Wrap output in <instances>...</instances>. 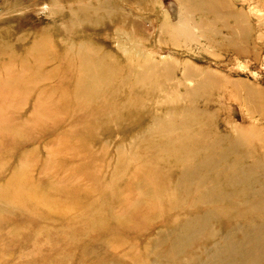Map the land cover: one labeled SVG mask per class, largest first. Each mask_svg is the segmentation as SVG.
Returning <instances> with one entry per match:
<instances>
[{"label":"rangeland","instance_id":"374dc122","mask_svg":"<svg viewBox=\"0 0 264 264\" xmlns=\"http://www.w3.org/2000/svg\"><path fill=\"white\" fill-rule=\"evenodd\" d=\"M81 1L104 0H0V264H211L227 244L262 255L225 217H264L241 194L264 185V0H230L250 22L246 58L213 45L226 43L212 17L204 38L161 31L174 0L76 13ZM240 169L252 177L225 178Z\"/></svg>","mask_w":264,"mask_h":264},{"label":"bare ground","instance_id":"6f19581e","mask_svg":"<svg viewBox=\"0 0 264 264\" xmlns=\"http://www.w3.org/2000/svg\"><path fill=\"white\" fill-rule=\"evenodd\" d=\"M78 3H80V5L77 7V10L75 11L76 13H77V11H82V12H85V13L86 12H94V13H96V12H98V10H101V9H104L105 7H107V5L110 2H109V0H104L102 3H99V5L96 6L95 8L90 7L89 5H86L85 3H83V1L78 2ZM174 3H175V5H177V9H178L179 15L178 16L175 15L176 14V10L174 11V13L171 12V13L166 14L165 15L166 19L164 20V23H162L160 25L161 26V31L166 28L167 30H171V32L173 33L174 36H183L184 40L187 41V40L191 39V37H192L191 34H190V30H189V26H190L191 29L198 30L200 32V36L204 38V33H208V32L206 30H203V26H204V22L205 21L202 20V19H205L207 21L208 17H212V19L208 22V24H209V26L211 28V30H210L211 36L215 37V38H219V39L223 40V42L226 43L225 46L223 44H220V45L219 44H213V45H215L216 47L218 46L220 49H223L225 52H228L229 54H231V55H233V56H235L237 58H246L248 56V52L246 50V46L251 42V39H250V31H251L250 22L248 21V19L245 16L244 13L237 12V11L234 12L235 8H234V6H233V4L231 3L230 0H174ZM44 4H45V1H44ZM96 9H98V10H96ZM69 12H70V14L71 13H73V14L75 13L74 10H68V13ZM109 21H110V19H109ZM95 22H97V20H95ZM132 50L135 51V47H132ZM122 52H123V54L126 55V52H124V51H122ZM134 56L139 57V58L144 57L143 54H140L138 51L134 52ZM142 59H146V58H142ZM128 60L130 62L132 61L130 59H128ZM145 61H147V60H145ZM131 63H133V65L135 66V62H131ZM116 64H118V62ZM117 66H119V65H117ZM140 67H148V64L147 63L140 64ZM164 71L165 72L169 71V68L166 67L164 69ZM206 74L209 75V76H212V77L213 76L217 77V75L215 73H213V74L212 73H205V75H204L205 77H206ZM201 75H202V73H201ZM197 77H198V73L196 72V70L188 68L186 72L184 71L183 78L185 80L193 79V78H197ZM207 80L210 82L209 79H207ZM203 81L204 80L201 79V82H198L197 86L194 87L192 90H190L188 92L192 96H195L196 93L199 92V90H201L203 88ZM219 82L217 84H219ZM225 82L227 83V85L230 84V81H225ZM210 83L213 84L212 86H215L214 84H216V82H214V83L210 82ZM226 83H224V84H226ZM221 90H222V88L219 89V92H221ZM215 92H217V89H216ZM252 101L255 102V100H252ZM253 102H251V101H249V102L248 101H243L241 103H243L244 106L249 108L247 110H250L252 108V106H254V104L256 103V102L255 103H253ZM258 102H260V101H258ZM250 112L251 111H249V113ZM242 140H243L242 138L238 139V142H240ZM257 143H258L259 146L264 147V140L258 138L257 139ZM182 148H184V146H182ZM196 149H199V150H202V151L207 150V148H203V147H197ZM176 153H177V156L182 157V153L180 152V150L177 151ZM260 158L262 160H264V153H263V155H261ZM210 165H211L210 163H207V161L204 160L200 164H196L195 168L193 167L190 171L183 172L182 174H183V176L194 175V174L198 173V169H203L205 167H209ZM224 176L230 183H233L234 185H239V184L249 180L248 177H250V178L252 177V171L251 170H247V169H243V170L240 169V170H237L235 172H229L228 171V172H226L224 174ZM241 194H243L244 196H246L248 198H252V201L249 200V201L244 203V207L246 208V210H250L251 209L250 212H252V210L254 208H255L254 210H256V209H258V210L259 209H261V210L264 209V201L262 200V198H264V185L263 184H261V187L258 189V191H256V190L253 189V185L249 181L248 184L241 190ZM257 198H259V199H257ZM240 208H243V207L240 206ZM253 212H255V211H253ZM227 217H225L226 221H228L229 223L231 222V231H235V230H237V228L242 230V232H244V235L248 239L253 240V244L252 245H255L256 247L261 249L262 255H260V253H257V254H254V255L250 254V253L246 254V253L242 252L241 250H237L236 248H233L231 244H227V245H224V246L216 248V250L214 251V254H216L218 252V250L220 248H222V247H225V246L229 247L228 249H226L224 251L225 256H222V257H220L219 255H217L216 257H212L211 256L210 257L211 264L213 262H216L217 264H221V263H223V264L224 263H226V264H239L240 261H243V260H246L245 261L246 263H251V262H254V261L257 262V260H263L264 259V217H260L259 216L257 218H249V219H246L245 222H239L238 220H236V222H234V221L232 222L231 221L232 219L231 220H227ZM251 233H253L256 236V238H250L249 234H251ZM98 244H100V243H98ZM233 246H234V244H233ZM92 249H93V247H92ZM105 249H107V248L105 247ZM110 250L111 249H109L108 251L110 252ZM116 250L117 249L115 248V249L111 250V252L112 251L114 252ZM128 251H126V252H128ZM49 252L50 251H48V253ZM103 252H105V250L102 251L101 253H103ZM109 252H107V253H109ZM48 253H46V254H48ZM107 253H106V255H107ZM115 253L116 252H114V254ZM58 254L59 253H57V255ZM62 254H63V251H62ZM68 254L69 253H67L66 255L68 256ZM120 254L121 253L115 254V255L119 256ZM31 255H29V256H31ZM50 255H48V256H50ZM95 255H96V253H95ZM131 255H132V253H131ZM131 255L128 258L129 260L125 259L126 261L128 260L129 264L135 263L134 262L135 259L134 260L131 259V258H134ZM32 256L35 257L36 255H32ZM53 256H55V255H53ZM101 256H105V255H101ZM123 256L125 257V254L122 255V258H121L122 261L124 260ZM31 257H29V259H31ZM65 257H64V260L66 262L64 264H83L84 263V262L82 263L81 260H78L77 262H74V259H73V262H74L73 263L70 260L69 257H66V258ZM105 257H107V256H105ZM98 258H100V255H99ZM108 258H111V257H108ZM25 259H27V258H25ZM60 260H61V257H60ZM118 261L120 262V260H118ZM119 262H112V264H117ZM119 264H121V262Z\"/></svg>","mask_w":264,"mask_h":264}]
</instances>
